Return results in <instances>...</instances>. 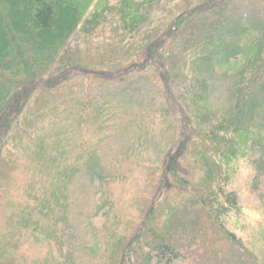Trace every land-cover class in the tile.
Segmentation results:
<instances>
[{
    "label": "trees",
    "instance_id": "obj_1",
    "mask_svg": "<svg viewBox=\"0 0 264 264\" xmlns=\"http://www.w3.org/2000/svg\"><path fill=\"white\" fill-rule=\"evenodd\" d=\"M120 1L112 34L123 40L142 30L153 0ZM230 1L207 0L176 17L168 30L178 33L189 17L195 21V14L206 13L204 21L199 18L203 24L195 28L202 32L197 35L201 46L197 63L200 71L206 68L209 76L218 74L228 81L231 105L218 110L206 98L208 93L190 91L195 124L187 122L191 126L186 124L159 152L157 178L151 182L158 191L143 208L140 226L125 235L119 225L128 216L112 202H104L109 226L102 239L93 240L88 251L91 260L86 254L91 264H191L187 252L207 229L225 238L233 251H242L243 246L250 251L246 257L231 253L233 260L259 264L255 243L245 244L237 234L245 221L231 185L244 163L261 167L264 18L243 17L236 22L228 11ZM111 9L109 0H0V197L7 228L0 233V264H60L58 256L49 252L42 257L40 250L46 242H57L60 224L68 222L70 183L77 177L93 179L104 171L101 151L112 137L109 127L117 114L132 111L121 99L126 97L125 89L87 100L59 93L72 71L105 73L76 57L70 42L79 29L92 32L100 27ZM171 37L163 32L142 47L141 64L155 67L166 84L172 72L179 77L175 54L160 53ZM187 67L180 70L181 77ZM219 68L224 71L218 72ZM203 80L201 87L206 86ZM185 108L180 109L181 117L190 108L187 103ZM10 143L20 150L18 158L9 157ZM125 165H113L112 182L125 183L133 170ZM240 221L244 222L239 225ZM26 237L36 247L32 257L19 250Z\"/></svg>",
    "mask_w": 264,
    "mask_h": 264
},
{
    "label": "rangeland",
    "instance_id": "obj_2",
    "mask_svg": "<svg viewBox=\"0 0 264 264\" xmlns=\"http://www.w3.org/2000/svg\"><path fill=\"white\" fill-rule=\"evenodd\" d=\"M136 1L142 2V0ZM205 1L207 0H153L150 7L146 8L148 10H145L148 20L142 30L120 40V36L112 34V29L119 18L115 7L120 5L121 1L109 0L112 9L100 27L92 32L79 29L73 35L70 42L71 52L75 53L76 57L84 59L83 62H91L92 69L105 73L82 74L72 71L69 73L68 81L61 85L59 93L75 94L87 100L92 95H108L116 90L124 92L125 89L126 97L121 99L130 105V110L134 113L120 112L114 117L109 127V132H113L112 137L102 146L101 151L104 171L98 176L95 175L93 179L77 177L70 183L68 222L60 224L61 232L57 242H52V245L46 242L42 245L40 250L42 257L51 252L62 259L60 264L63 262L91 264L88 253L90 246L95 238L102 239L104 236L102 233L108 230L106 226H109V223H105L104 219V207L108 205V203L104 205V202L108 201L112 202L121 213L123 211L124 216H128L119 226L125 235L130 236L141 224L143 208L152 199L154 191H158L157 184L152 187L151 182L157 178L156 165L159 152L165 150V145L180 134V130H185L187 122L191 125L195 124V120L192 121L195 119V114L192 111L194 107L191 104L193 100L191 92L205 91L208 93L206 98L214 108H219L218 110L231 105L227 89L228 81L218 74L216 78L209 76L204 71L206 68L200 71L197 63L198 51L201 52V46L197 44L199 42L197 35L202 32L195 28H197L196 24H203L204 18H207L206 13L195 14L193 16L195 21H191L189 17L177 29V31L180 29L178 33L168 30V26L176 17L183 12L191 11L197 5H203ZM227 5L236 22L241 21L243 17L253 20L264 18L262 0H231ZM192 31L194 35L191 34ZM163 32L172 37L164 41L160 53L166 56L167 50H170V53L175 54L177 60L175 67H179L177 71L180 74L176 78L173 76L176 71L172 72L169 81L167 80L169 84L165 83L155 67L141 64L144 59L142 47L157 40ZM163 57L159 58L160 62L163 61ZM132 62L136 65L129 68ZM164 64L168 67L166 58ZM183 66H188L184 70L187 76L181 77L180 70ZM139 68H144L146 71ZM109 71L114 73L109 75ZM217 71L224 70L219 68ZM200 80H203L205 87H201ZM186 103L190 108L188 111L184 110L185 117H181L180 109L182 112V107L185 108ZM164 113L166 115H163ZM190 124L187 125L191 126ZM7 150L10 158H18L21 154L20 150H15L12 143ZM4 154L6 155L5 151ZM258 161L261 163L259 170L249 164L241 165L231 188L238 193L239 201L243 206L242 218L245 221V227L238 228L237 234L242 237L245 244L249 243L251 246L255 243L258 262L264 264L262 239L264 236V141L258 154ZM113 165L133 168L131 173L128 171L129 177L125 183L111 181ZM101 175L105 178H101ZM133 176H135L134 180ZM1 199L0 233H6L7 228L3 226L5 202ZM109 204L112 206L111 203ZM244 221H240L239 225ZM205 231L197 237L190 253L187 252L191 257V264H240L235 258L233 260L231 253L239 252L245 257L250 253L244 246L242 251H233L229 247V242L225 238H219L214 230L207 229V233ZM31 242L32 239L26 237L19 246V250L29 257L34 255L36 249Z\"/></svg>",
    "mask_w": 264,
    "mask_h": 264
}]
</instances>
